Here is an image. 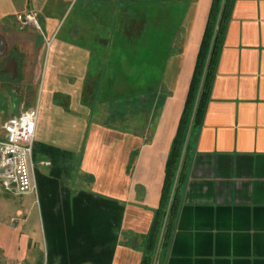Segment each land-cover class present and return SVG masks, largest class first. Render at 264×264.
Returning a JSON list of instances; mask_svg holds the SVG:
<instances>
[{"label": "crops", "instance_id": "1", "mask_svg": "<svg viewBox=\"0 0 264 264\" xmlns=\"http://www.w3.org/2000/svg\"><path fill=\"white\" fill-rule=\"evenodd\" d=\"M14 1L0 3V55L22 54L3 69L16 88L42 87L11 115L38 108L35 191L20 194L36 215L0 206L1 223L15 215L29 233L0 239V264H141L213 0ZM30 12L43 28L21 26ZM92 72L97 115L81 100ZM143 90L145 126L104 123L111 102ZM189 144L172 242L155 264H264V0H234Z\"/></svg>", "mask_w": 264, "mask_h": 264}, {"label": "trees", "instance_id": "2", "mask_svg": "<svg viewBox=\"0 0 264 264\" xmlns=\"http://www.w3.org/2000/svg\"><path fill=\"white\" fill-rule=\"evenodd\" d=\"M233 2L234 0H213L184 110L166 163L160 206L154 212V219L148 234L143 238L141 264H155L159 254L166 252L172 242L188 175L186 159L190 148L189 134L203 124ZM122 23H124L123 20ZM122 23L121 29L130 31L128 26ZM96 60L100 61L99 58ZM100 75L92 72L82 91V103L88 106L94 115L97 111L95 95L98 91ZM146 75L147 72L143 68L139 73V79L147 80ZM152 96L151 93L143 90L111 102L109 108L113 115L104 123L109 126L119 125L126 130H135L133 126H130L129 120L133 118L129 113L135 114L136 112L135 117H138L136 121L145 126L152 109Z\"/></svg>", "mask_w": 264, "mask_h": 264}, {"label": "built area", "instance_id": "3", "mask_svg": "<svg viewBox=\"0 0 264 264\" xmlns=\"http://www.w3.org/2000/svg\"><path fill=\"white\" fill-rule=\"evenodd\" d=\"M21 26L38 27L32 12L19 18ZM38 108L11 116L0 126V189L15 195L35 191L33 144ZM13 222V220H12Z\"/></svg>", "mask_w": 264, "mask_h": 264}, {"label": "rangeland", "instance_id": "4", "mask_svg": "<svg viewBox=\"0 0 264 264\" xmlns=\"http://www.w3.org/2000/svg\"><path fill=\"white\" fill-rule=\"evenodd\" d=\"M1 1L4 2L6 0H0V3ZM18 2H20V0L14 1V4H17ZM38 25L40 28H43L40 22H38ZM18 27L19 25L14 26L15 28L13 32L14 34L17 33L21 34L22 31L18 30ZM33 28L34 27L31 26L30 30H33ZM12 56L19 61L21 66L23 62L22 54L15 47L7 48L5 50L4 55H0V126L11 115L17 113L19 107H22V104L24 102L26 105L27 102L30 101L32 94L34 95L33 97L34 100H36L39 94H41L42 92V87L40 84L37 85L35 84L30 89L16 88L15 84L17 83L12 81L10 74L3 72L7 60ZM160 74H161L160 72H157V75L159 77ZM25 107L26 106H24V108ZM129 115L133 118L129 120L130 125L133 124V126H139L136 121L137 117H135L137 113L135 112L134 114L130 112ZM0 136H1V131H0ZM36 168H38L37 164H36ZM18 204H21V206L27 209L28 212H26V214L28 216V221L32 223L33 217L36 215V198L33 195H15L13 193H9L0 189V206H4L5 209H7L9 212V211H14L16 208L15 206ZM2 214L3 213L0 212L1 219L3 217L1 216ZM12 217H14L15 219L14 225L8 223L9 218L3 219L2 223L0 221V239L7 241L9 239L12 240L14 238H19V237L21 239L28 237L29 236L28 231L26 229H24V231L20 229V220H18L17 216L13 215ZM22 246L23 243L19 245L20 248H22Z\"/></svg>", "mask_w": 264, "mask_h": 264}]
</instances>
